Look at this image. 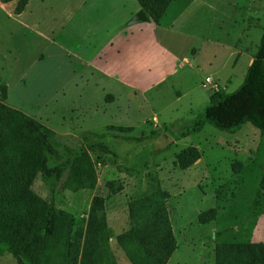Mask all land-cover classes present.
I'll use <instances>...</instances> for the list:
<instances>
[{
  "label": "rangeland",
  "instance_id": "rangeland-1",
  "mask_svg": "<svg viewBox=\"0 0 264 264\" xmlns=\"http://www.w3.org/2000/svg\"><path fill=\"white\" fill-rule=\"evenodd\" d=\"M16 5L0 0L5 101L52 129L60 151L35 174L31 189L49 199L60 178L56 206L108 228L95 264H138L132 237L122 236L131 228L128 205L158 190L169 194L176 239L167 264H216L220 242H264V196L257 200L261 130L251 122L234 132L206 123L199 133L180 136L204 114L213 92H232L244 82L264 31V0H194L166 30L151 20L130 23L137 0H30L21 14ZM100 55L106 72L84 65L89 57L101 66ZM154 60L166 80L144 88L158 76L148 74ZM188 149L200 158L183 165L188 158L180 155ZM76 151L92 159L94 170L84 175L92 188H65L69 168L55 173ZM211 209V219L202 221ZM0 264L18 263L3 247Z\"/></svg>",
  "mask_w": 264,
  "mask_h": 264
},
{
  "label": "trees",
  "instance_id": "trees-1",
  "mask_svg": "<svg viewBox=\"0 0 264 264\" xmlns=\"http://www.w3.org/2000/svg\"><path fill=\"white\" fill-rule=\"evenodd\" d=\"M9 2L13 0H1ZM30 0H17L15 13L21 14ZM156 25L172 27L174 21L194 0H137ZM0 248H6L18 264H95L102 236L109 230H98L96 219L88 220L65 212L56 206L54 186L49 199L31 189L38 171L47 168L49 156L60 158L54 131L21 109L6 103L8 86L0 84ZM251 122L264 134V31L248 66L244 82L232 92L215 91L210 95L204 114L181 132L186 137L199 133L206 123L219 130L234 132ZM187 165L200 158L196 149L180 155ZM69 168V177L62 184L71 190L92 188L93 179L84 180L94 166L87 153L74 152L55 173ZM113 192L120 191V187ZM258 199L264 196V174ZM161 190L141 196L128 205L130 230L122 236L133 239L132 254L138 264H167L176 249L166 199ZM204 212L200 219H211ZM216 264H264V242L243 244L218 243Z\"/></svg>",
  "mask_w": 264,
  "mask_h": 264
},
{
  "label": "crops",
  "instance_id": "crops-1",
  "mask_svg": "<svg viewBox=\"0 0 264 264\" xmlns=\"http://www.w3.org/2000/svg\"><path fill=\"white\" fill-rule=\"evenodd\" d=\"M140 9H138L136 12H138ZM157 26H159V25H157ZM162 27H164V26H162ZM166 28L167 27H165L164 29L166 30ZM169 28H172V27H169ZM155 41H156V37H155ZM157 42L155 43V46L159 48L160 46L157 44ZM150 43H151V41H150ZM158 48H156L155 51H158L159 50ZM163 54H166V52H163ZM87 59H88V61H84V65L88 66L87 64L89 63L93 67H91V66H88V67H91L94 70L99 71V72H101L103 70L106 72V69H105L106 65L103 63L104 62V58H103L102 55L98 56V61H100L101 66L100 65L98 66L97 65V62L94 63L92 61H89V59H90L89 57H87ZM185 61H187V60L185 59ZM252 61H253V59L251 60L250 64L252 63ZM133 63L137 67L141 65V63L139 62V59L138 58H136L135 60H133ZM160 63L161 62H158V61L154 60V61H152V63L150 64V66L149 65L147 66V67H149L148 74L150 75V77H152V75H154L156 72L158 73V76L153 77L151 80H149V82L146 83V85L144 86V88L146 86H148L150 88L152 85H154V83H158V82H162L163 80H166L164 77L168 73H166V75L163 73L164 68L163 67H160V65H161ZM177 67L179 68V66H176L175 69H178ZM124 77H128V79L131 80V83H129L128 85H130V84L133 85L135 83L136 85L140 86L139 85V81H137L136 78H133V77H130V76H124Z\"/></svg>",
  "mask_w": 264,
  "mask_h": 264
},
{
  "label": "water",
  "instance_id": "water-1",
  "mask_svg": "<svg viewBox=\"0 0 264 264\" xmlns=\"http://www.w3.org/2000/svg\"><path fill=\"white\" fill-rule=\"evenodd\" d=\"M148 20H150V18L147 15V13L143 9H140L137 12V14L133 17L130 23L133 24V23L148 21Z\"/></svg>",
  "mask_w": 264,
  "mask_h": 264
},
{
  "label": "built area",
  "instance_id": "built-area-1",
  "mask_svg": "<svg viewBox=\"0 0 264 264\" xmlns=\"http://www.w3.org/2000/svg\"><path fill=\"white\" fill-rule=\"evenodd\" d=\"M207 82H212V78L208 77Z\"/></svg>",
  "mask_w": 264,
  "mask_h": 264
}]
</instances>
